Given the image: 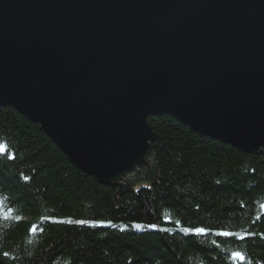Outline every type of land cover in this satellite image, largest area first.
<instances>
[{"label":"water","instance_id":"obj_1","mask_svg":"<svg viewBox=\"0 0 264 264\" xmlns=\"http://www.w3.org/2000/svg\"><path fill=\"white\" fill-rule=\"evenodd\" d=\"M0 107L118 195L155 177L150 118L257 154L264 0H0Z\"/></svg>","mask_w":264,"mask_h":264},{"label":"trees","instance_id":"obj_2","mask_svg":"<svg viewBox=\"0 0 264 264\" xmlns=\"http://www.w3.org/2000/svg\"><path fill=\"white\" fill-rule=\"evenodd\" d=\"M148 124L155 177L118 195L0 107V264H264V148L243 153L169 116Z\"/></svg>","mask_w":264,"mask_h":264},{"label":"snow or ice","instance_id":"obj_3","mask_svg":"<svg viewBox=\"0 0 264 264\" xmlns=\"http://www.w3.org/2000/svg\"><path fill=\"white\" fill-rule=\"evenodd\" d=\"M7 148H8L7 145H5L3 143H0V154L5 153L7 151ZM9 158H11V157H9ZM261 208L264 209V205H261ZM9 214H10V210H9ZM6 218H7V215H5V219ZM77 223L78 224H84L86 222L85 221H77ZM95 226H106V225H104L103 223H99V224H97ZM134 227L136 229H142L144 226L143 225H140V224H136ZM149 227L155 228L154 225L149 226ZM187 231H188V229H185V232H187ZM194 233L196 235H202L204 233V229L197 228V229L194 230ZM217 235H219L221 237H230V236H233L234 234L233 233H230V232H219V233H217ZM240 238L243 239V237H240ZM262 238H264V237H262ZM231 258L233 260H240L241 262H243L245 260L244 255L242 253H240V252H232L231 253Z\"/></svg>","mask_w":264,"mask_h":264},{"label":"rangeland","instance_id":"obj_4","mask_svg":"<svg viewBox=\"0 0 264 264\" xmlns=\"http://www.w3.org/2000/svg\"><path fill=\"white\" fill-rule=\"evenodd\" d=\"M151 186L150 184V181H148V184H147V180L145 181H139V182H136L134 186H132V188L134 190H138L139 188H149ZM70 222V221H69ZM136 224H134L131 228L133 231H145V230H154V229H157V228H152V227H149V226H144L142 229H136L134 226ZM142 225V224H140ZM178 231H182V232H185V229H182V228H178L177 229Z\"/></svg>","mask_w":264,"mask_h":264}]
</instances>
